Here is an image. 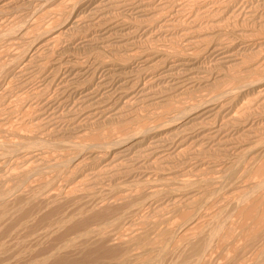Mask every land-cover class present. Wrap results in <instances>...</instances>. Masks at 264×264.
I'll use <instances>...</instances> for the list:
<instances>
[{"label": "bare ground", "instance_id": "6f19581e", "mask_svg": "<svg viewBox=\"0 0 264 264\" xmlns=\"http://www.w3.org/2000/svg\"><path fill=\"white\" fill-rule=\"evenodd\" d=\"M18 1L0 0V16H3L2 18H4V14L10 16L12 13H14V11L20 8L22 6L20 3L21 1ZM33 1H37L42 3V5L46 4L48 6V3H50L51 0H29L28 2L33 4ZM56 1L59 2L57 3L60 5H58L59 8H61V6L63 5L67 6V3H70L71 5V2H69L70 0ZM73 1L74 0H72V2ZM251 1H254L255 4L256 0H228L227 2L224 1L225 3H223V1L220 2V0H193L192 4L190 3V0H82V2L80 1L81 3H78L76 1L79 5V8L75 7L72 9H80L82 11L80 13L84 15L83 17L80 16L78 12L76 13L75 10L73 11L70 7L73 13L70 14L71 16L69 17V20L67 22L65 21L66 23L64 22L65 24L63 23V26L60 29V24H58V29H56L57 27L53 25V29L56 27L54 30L49 29V27L46 26L47 29L45 28L46 31L43 33V35H40L41 37L38 36L39 38L36 37L37 39L33 41V43L30 45V48H26H29L28 53H24L25 55L23 56L16 54L15 56L18 55L15 58L17 59V62L12 58L16 62L17 68L12 69L9 72L7 70L9 75L8 73L6 75L11 79L14 75L15 78L16 75H22V78H26L24 79V83L22 85H19L20 93L21 90L23 91V89L27 90V87L25 88V86H27V83L29 82H32L33 85L36 86L33 90L34 96L31 97H35L37 103L35 100L25 101V97L23 100L25 102H22V104H24L23 106H21L23 108L17 111L13 109L15 112L23 110L22 116L26 113H30L31 115L29 116L30 118L28 120H25L26 117L23 116V118L21 116L25 121L20 123L19 127L17 128H21L27 125H29V127L32 126V129L30 130L33 131L34 129V133L38 136L40 135V137L34 138L35 135L33 137H30L27 134V136L29 137L27 138L26 134L24 135L25 132L22 134L18 133L20 134L18 135L15 134V131L14 133H12V129H10L11 131L7 133L8 135L6 134L7 136H9V138L5 136L7 138H5L4 140V131H7L8 129L6 130L5 127L7 124V119L3 118L5 116V109L3 108V117L1 115L0 118V171L5 169L3 167L8 164V162H5V164L4 160L7 159L9 155L11 156V158H16L17 161L18 159L22 158L25 164H27L24 165V169L21 168V170L23 169V172L20 171V176L21 172L25 174L27 170H30L28 168L26 169V166H28V164L29 166L31 164H37V166L45 165V167L54 168L55 166H57V164L59 165L58 160L61 157L59 159L57 158L58 160H55V158L52 157L54 159V161H52L53 159H51V157H48V154L51 153H46L49 150L46 152H40L41 149L39 150L38 148L37 150V148L35 147L36 151L39 152H33L35 154H32L33 157H30L27 154L28 152L26 149L27 153L25 151L24 152L29 156V158L27 159L24 158L25 155L22 156L19 151L24 148H30L28 149V151L30 152L32 148L31 146L35 144H38L39 146H37L40 147V145L44 141V138H47V141H50L51 143H54L56 141L58 144H61L60 142H62V140L60 139L63 138L64 134L71 133L72 136H75L76 139L75 145L73 142L75 148L81 149L84 147V149L87 150L95 149V152L90 150V155H88L84 159H80L76 162L70 161L69 166H71V164H87V166H83L84 169L81 172L78 171L79 173H75L76 175L73 176L71 182L67 183V185H69L70 187L64 184L63 185L66 186V188L69 187L73 190H77V194L78 191H80L82 193V195L80 196L81 199H83L82 196L84 197V201L85 199H88V202H85L86 204L91 201V203L94 204V208L104 206L108 203L106 202L107 200L110 202L109 205H107L108 207L104 206V208L107 207V209H105L103 213L101 211V214L99 213V211L102 210L101 208L99 210L98 208H93L94 211L98 210L99 213V215L97 213L96 215L98 216L95 217L97 224L94 228L84 233V235L82 234L83 236L81 235L82 237H80L79 241L77 240L82 247H85L87 250L95 246H102L101 249L107 247L111 253L109 254V256L115 254L112 261H108L105 258L107 260L105 262H109V264H221V257L223 255H230L228 254V252L230 251L231 247H228L229 251L227 249L222 250V252H220V254H222L220 255V243H224L226 241L228 242V237V240L226 239L227 234L238 236L240 232H243L242 230L239 232V223H241L242 221H238V218L237 222L236 216L240 213L242 215V211L246 208L244 206L247 204L248 200L250 202L251 199L256 198L255 196L259 191H261L262 189L264 190V181L261 180V177L260 181L253 179L254 177H257H253V174L254 172H256L255 169H257V165L259 164L258 167L260 166V162L264 157V141H260L264 140V138H260V140H258L259 136H257L255 128L256 124L252 122V119H250L252 118L251 116H253L251 115L252 112L254 115L257 112L256 114L258 115V111H260L261 109L260 107L264 106V13L259 12V5L256 8H254L256 5H254V7H251L252 4H249L251 3ZM240 2L244 3V10H246L245 5L247 6V13L245 12L244 14V11L240 9V12L238 11V9L235 11L232 10L233 7L238 8V4L239 6H243ZM27 5L28 4L25 3L24 6ZM37 5L41 6L39 3ZM45 6L44 9H46ZM55 6L58 7L57 5ZM240 8L242 9V7ZM54 9H52L53 11L51 10L50 12L51 18L52 15L56 14L55 11L57 12L58 10L56 8V10L54 11ZM52 12L53 14H51ZM38 13L39 12H35L33 14L34 18L39 17ZM47 13L49 15V11ZM47 13H45V15ZM242 13L244 14V17ZM43 15H41L40 17H42ZM56 17L58 16L56 15ZM56 17L53 19H56ZM240 18L242 19L241 24L240 21L237 20ZM35 20L33 19V22ZM59 20L56 21L58 22ZM246 20H248L250 23ZM51 21L52 19L50 20V22ZM257 21L259 23L258 26ZM246 22H248L249 25L246 24ZM2 23L4 24V22ZM54 23L55 22L53 21V24ZM80 23H82V25L83 23L85 24L81 26L82 28L87 27L88 32H93V29L99 30L97 38H85L84 36L86 34L84 35V33L81 32L82 29H79V32L83 33V38L77 37L78 35L74 37L75 39L72 38L71 36L74 34L73 30L76 26L80 25ZM90 27L94 28H91L92 30L89 31ZM23 29H25V27ZM4 31L6 30L4 29ZM26 33L25 30H21L20 35L25 37ZM24 37H21V39H25ZM62 39H65V41L68 40V42H70L71 44H78V46L80 48H84L83 50L85 51L92 50L93 52H90L92 54H95L94 52H97L96 54L98 55L91 58V56L93 55L90 54V59L88 58L86 59V61L79 58H72L70 52L71 49L69 48L68 44H66L67 42L65 43L67 47H65V44L64 46L61 45ZM138 39H144V42H141L140 40V43ZM143 44L146 46H142ZM177 44H183V50H181L182 45L178 46ZM175 47H180V51H178L179 49ZM79 50L82 51L81 49ZM72 54L74 55L75 53H73L72 51ZM80 54L81 53H79V55ZM119 55L121 56L119 57ZM77 57L79 56L77 55ZM12 59L11 62L13 63ZM5 60L0 58V76L3 77V81L1 82L0 86V108L5 104L4 91L6 90L4 88V85L5 81H7L8 78L7 76V78L5 77L6 79L4 78ZM204 64L208 66V68H204ZM234 65H249V68L247 70L249 73L246 72V75L248 73L250 74V76L249 78L247 77L248 80L246 81V83H244L243 85L239 84L241 85L240 87L237 86L239 88V92L237 91L235 92L236 94H234L231 92V90L229 91L223 89L224 91L220 94V96L212 95V98H210L209 95L208 101H201L199 99V101H193L192 99L191 101L195 103H191L188 97H191V95L199 90L201 92L206 88H213V86H215L217 82L221 80L219 79L220 77L218 74L216 76V74H212L211 72L210 74L209 72H207L208 69L216 70L220 68L221 70L222 68L225 70L231 68ZM5 69L8 68L5 67ZM239 75L241 76V73ZM242 76L241 79H244V76L243 78ZM13 81L14 80H12V82ZM222 82L224 84L225 81ZM9 86H7V89L11 88V86ZM52 89L55 90L53 94H51ZM249 89L254 93V97L251 96L252 98L248 97L250 95H245V93L250 92ZM246 90H248L249 92H245ZM12 91L13 90L11 89L10 92ZM30 93L26 94L31 95ZM17 94L19 93L17 92ZM204 94H206V91ZM21 96H23V94ZM197 101L198 103L196 104ZM149 103H154L155 106L158 105L159 107L161 104L163 105L161 106V108H165V110L167 108V110L157 112L154 109V114H151L148 120L150 122V127L148 126V129L140 131L139 135L133 140L131 138L128 139L129 137H132L133 134L129 137L127 136L128 138L126 140H130V142L128 141V143H126V141L122 140V138V142H119L118 139L117 141L119 142V144L118 142H116V144H123L119 147H116L118 150L117 152H115L116 148H112L113 150L111 149V151L108 150L107 153L98 152L96 148H98L99 146L95 144L87 145V142H84L83 138L86 137L83 133L84 128L82 129L81 125L83 122L86 123V120H88L89 122L90 120L98 117V119L100 120L104 119L102 121L105 123V121L107 120L106 117L110 113H114V111H117L116 113H114L117 115L119 114V111V116H121L122 110L127 109L128 106L132 107V105L134 106V104H147L148 106ZM250 105L252 106L250 107ZM256 109L258 110L255 111ZM10 113L12 112L10 111ZM8 115L10 114H7V116ZM19 115H21V113ZM110 117L108 118L110 119ZM92 122L95 123V121ZM88 124L86 123V125ZM21 131L22 130H20V132ZM137 133L138 132H136V135ZM84 149H82V151ZM256 149H259V154H255L257 152L255 151ZM98 150H100V147L98 148ZM103 150H105V147ZM211 153H216V155L218 153V158L222 156L223 158L228 159L227 161L225 160L226 163L224 162L226 165L220 166L221 164H217V162L215 161L216 159H214L216 157L212 158L210 156L211 159L207 163L206 161L204 162L202 160V155H211ZM53 155L54 154L52 152V156ZM54 157H56V155ZM248 157H250L249 159L252 161V164H247L249 168H247L246 166ZM218 158L217 160L219 162ZM177 163L181 165L177 167ZM186 163L191 164V166L194 165L195 170L193 169V175H190V173H188L190 175L189 176L185 172L184 168H186ZM188 164L187 166H189ZM98 165L101 166L99 170ZM32 168H34V166ZM28 173L29 171H27L26 174L29 175L30 173ZM12 174L13 171L7 176L8 179L4 176V179L6 178V182H8L7 180H10L9 176L10 178L13 177ZM24 174L23 176H25ZM46 174L48 175L49 173ZM25 177L24 179L26 180V178L28 179L29 176H27L26 178ZM53 178L48 181H52ZM57 179L58 177L56 178V180ZM83 181H86V184L83 185V183H81ZM97 181H102L104 187L101 186L102 188H94L96 184L95 182ZM138 182H141L142 185L146 184V186L148 187L147 188L144 186L145 189H147L145 190L143 188L145 190L144 193L141 191L138 192V190L135 191V189L137 188H135V184ZM3 183L5 184V187H9V185L6 186L5 181ZM79 183H81L80 187ZM47 184L46 185L48 187L49 183ZM51 184L52 182L50 183V185ZM102 184L100 183V185ZM34 188H37L36 190H39V192L36 194L38 196V194L40 195V190L42 191L46 187L44 185H40L35 186ZM93 188L95 191H93ZM20 189L21 186L19 187V190ZM51 189H53V187ZM51 189L49 188L50 191ZM63 189H65V187L61 190L63 191ZM138 189L140 190V188ZM143 189L141 190L143 191ZM73 190L72 193L74 192ZM43 191L44 193L50 192L46 191V189ZM4 192L2 193L0 191V193L4 195L6 194L7 196V192ZM34 192L36 191L34 190L32 194H34ZM68 192H65L66 195H69ZM140 192L143 193L142 197H138L139 194L137 193ZM13 193L15 194L14 191ZM23 193L22 195H20V197L23 196ZM72 193L70 195L71 198L73 196L74 199L73 194H75L76 192L73 194ZM122 193H124V197L120 195ZM32 194L30 195L32 196ZM42 195L43 196H39L40 199L38 197L37 198L40 201H44V203L46 201V203L50 205V203H48L47 201L49 196L46 197V194ZM62 195H60L59 193L60 198ZM117 195H119L118 197L122 196L124 200L128 199V201H125L130 204L126 207H124V205L123 207H110L113 205L114 199L117 200ZM44 196L45 198H47V200H45V198L44 200H41V198ZM56 196L58 198V194ZM261 196L259 198L260 201L263 199ZM33 198H36V196L33 195L32 197V200L34 201ZM81 199H79L80 203L83 202L81 201ZM139 199H143L142 202L139 201L141 205L137 201ZM24 200H21L20 202L23 201V204H25L26 202ZM32 200L27 198V201L31 202ZM37 200L35 199L36 204ZM50 200L52 202L55 201V204L57 202V199H55L54 197H51ZM75 202L76 201H73V203ZM40 203L42 205V202ZM40 203L38 202L37 205H39ZM54 203H52V205ZM91 203H89V207H91ZM116 203H118V201ZM171 203H173L174 207H176L174 215L179 216V214H176V211H178V213L182 211L181 213L185 215L192 213V216L190 217V219H187L188 221L185 222L178 221V218L175 219L177 221H172L174 219L171 218V220V216L168 218L166 217L167 219H165L163 216L162 222H167V224L169 222V224L167 226L163 224L165 225L164 228H167L164 229L163 232H161L160 229V234L159 232H157L159 227H161L158 224V221L156 220V222L154 220L153 222H148L151 217L149 219H146L144 218L142 213L144 211H146L147 213H151L152 210L154 211L156 209H162L163 212L164 207H167L168 205L170 206ZM23 204H20L21 207L23 206ZM70 204H72V200ZM76 204H78V202ZM86 204L83 203L84 207ZM253 204L255 205L248 203V207H256L258 204V200ZM9 205L6 207H10ZM26 205L27 204H25V206ZM46 205L45 207H48V205ZM77 207H79V205H77ZM84 207L83 209L87 210ZM42 208H44V206ZM249 208V211H247L248 214L250 212ZM81 212L83 213L84 210ZM90 213L91 211L89 212V214ZM92 213L94 214V212ZM12 215L14 216L15 214ZM245 216L244 219L247 218ZM4 217L5 216H3V218ZM152 217L154 216L152 215ZM68 221L70 220L68 219ZM0 224H2V222ZM92 224L94 223L92 222ZM250 226H252V224L246 227V229H249ZM248 229L246 231H248ZM81 232L79 234H81ZM48 233H50V231ZM51 233L53 235L52 231ZM242 235L243 234L239 235L240 238ZM44 237L46 238V236ZM257 238H259V235L256 236V239ZM262 239L264 240V234L262 236ZM162 240H165L164 244L162 243ZM255 241L253 242L255 243ZM258 241L256 242V244L259 243V245L261 246L258 247L259 249H261V247L264 246V242ZM227 242L225 244L230 245V242ZM175 243L178 244V247L172 250V246ZM21 245L23 246V244ZM65 245L67 244L65 243ZM24 246L26 247V244ZM19 247L20 249L23 248L21 246ZM237 247H235L236 250ZM252 247L254 248L255 246ZM258 247L256 246V248ZM102 251H104V249ZM216 253L219 254L218 257H215V255H217ZM19 254L21 255V253H18V255ZM261 255L262 258L260 259V262H255L256 264H264V253L261 252ZM4 256L5 255H3V257ZM106 256L107 255L104 254V257ZM225 256L223 257L226 258ZM241 257L244 261L245 259L243 258L242 254ZM228 258H230V256ZM236 260L232 259L230 261L231 263H228L238 264L239 262H237ZM224 261L222 264H224Z\"/></svg>", "mask_w": 264, "mask_h": 264}, {"label": "rangeland", "instance_id": "374dc122", "mask_svg": "<svg viewBox=\"0 0 264 264\" xmlns=\"http://www.w3.org/2000/svg\"><path fill=\"white\" fill-rule=\"evenodd\" d=\"M18 1V0H17ZM19 1H21L20 3H21V7L20 8H18L16 11H14V13H12L10 16L9 15H5L4 14V18H2L3 16H0V54H1V56H0V58H2L3 60H5L4 61V78L7 76L6 74L10 71V70H12V69H16L17 68V64H16V62H17V59H15L18 55H20V56H23V55H25L24 53H28L29 52V48H30V45L33 43V41L35 40V39H37V38H39V37H41L42 35H43V33L46 31V29H47V27L46 26H48L49 27V29H53V27L54 26H56L55 28L56 29H58V24H60V26H59V29L63 26V23L66 21H68L69 20V17L71 16L70 14H72L73 13V11L75 10H73L72 8H75V7H78L79 8V5H78V3H81L82 2V0H74L73 2H72V0H70L69 2H71V5H70V3L68 4L67 3V6H65V5H63V6H61V8H59V4H57V3H59V2H57L56 0H51L50 1V3H48V6L46 5H42V3H40V2H37V1H33V4L32 3H29L27 0H19ZM18 1V2H19ZM24 1V2H23ZM78 3H77V2ZM81 1V2H80ZM223 1V3H225L224 1H228V0H220V2H222ZM260 1V2H259ZM23 2V3H22ZM37 2V3H36ZM74 2H76V3H74ZM230 2V1H229ZM25 3L26 4H28L27 6H24L25 5ZM40 4L41 6H39V5H37V4ZM190 3L192 4L193 3V0L191 1L190 0ZM243 6H239V4L237 5V7L238 8H236V7H233L232 8V10L233 11H235V10H237L238 9V11L240 12V10H243L244 12V14H245V12L247 13V6L245 5V9L246 10H244L243 9V7H244V3H242V2H240ZM77 4V5H76ZM249 4H252L251 5V7L253 6L254 7V5H256L254 8H256L258 5H259V7L258 8H260V13H264V6H263V4H264V0H256L255 1V4H254V1H251V3H249ZM55 5H59L58 7H56ZM76 5V6H75ZM42 6H43V9H42ZM44 6H45V8L46 9H44ZM55 6V7H54ZM261 6V7H260ZM49 9H48V8ZM55 9H54V8ZM65 7V8H64ZM70 7H71V9L73 10H71L70 9ZM240 7H242V9L240 8ZM38 8V9H37ZM56 8L58 9L57 10V12L55 11L56 10ZM69 8V9H68ZM78 8H76V13L78 12V14H80V16H84L83 14H81L80 12H82L80 9H78ZM48 9V10H47ZM52 9H54V11H55V13L56 14H54V15H52V18H51V15H50V12H51V10ZM68 9V10H67ZM78 9V10H77ZM240 9V10H239ZM263 9V10H262ZM38 10H40V11H38ZM43 11V12H42ZM49 11V15H48V13L47 12ZM53 11V10H52ZM72 11V12H71ZM35 12H39L38 14H39V17H37V18H34V16H33V14L35 13ZM47 13L46 15H48V16H46L45 15V13ZM44 15H43V14ZM60 13V14H59ZM242 13V14H243ZM15 14V15H14ZM43 15L42 17H40L41 15ZM51 14H53V12L51 13ZM59 14V15H58ZM65 14V15H64ZM244 14H243V17H244ZM31 15V16H30ZM56 15L58 16V17H56ZM22 16V17H21ZM33 16V17H32ZM44 16H46V17H44ZM18 17V18H17ZM25 17V18H24ZM49 17V18H48ZM56 17V19H53V18H55ZM60 17V18H59ZM40 18V19H39ZM52 19V21L50 22V20ZM242 18V17H241ZM237 19L238 21H240V24L242 23V19ZM33 19L36 21V23H35V21L33 22ZM38 19V20H37ZM60 19V20H59ZM63 19V20H62ZM67 19V20H66ZM8 20H10V21H8ZM12 20V21H11ZM56 20H59L58 22L56 21ZM244 20V19H243ZM14 21V22H13ZM53 21L55 22L54 24H53ZM246 21H248V20H246ZM2 22H4V24L2 23ZM9 22H10V24H9ZM22 22V23H21ZM33 22V23H32ZM56 22H57V24H56ZM62 22V23H61ZM65 22V23H66ZM249 22V21H248ZM248 22H246V24H248L249 25V23ZM32 23V24H31ZM35 23V24H34ZM52 23V24H51ZM64 23V24H65ZM11 24H13V25H11ZM17 26H15V25ZM34 24V25H33ZM37 24V25H36ZM49 24H50V26H51V28H50V26H49ZM258 21H257V26H258ZM54 25V26H53ZM82 25V23H80V25H78V26H80V27H78V26H76L75 27V29L73 30L74 31V34H73V32H72V38H74L75 36H77V37H81V38H83V33H84V37L86 38H91V39H95V38H97V35L99 34V30H96V29H93L94 27H90L89 28V31L90 30H92L93 29V32L92 31H90V32H88V28L87 27H84V28H82V26L83 25H85L84 23H83V25ZM12 26V27H11ZM14 26V27H13ZM41 26V27H40ZM255 26V25H254ZM263 26V25H262ZM6 27V28H5ZM10 27V28H9ZM25 27V29H23ZM264 27V26H263ZM28 28H30V29H28ZM46 28V29H45ZM54 28V29H55ZM86 28V29H85ZM92 28V29H91ZM4 29L6 30V31H4ZM40 29V30H39ZM53 29V30H54ZM78 29V30H77ZM79 29L81 30V32H83V33H80L79 32ZM85 29V30H84ZM10 30V31H9ZM21 30L23 31V30H25V33H26V35H25V37L24 36H21L20 34H21ZM27 30V31H26ZM78 31V33L80 34H78L77 33V31ZM97 32H95V31ZM36 31V32H35ZM43 31V32H42ZM75 31H76V34H75ZM85 31H86V33H85ZM7 32V33H6ZM41 32H42V34H41ZM88 32V33H87ZM93 34H92V33ZM32 33V34H31ZM14 34V35H13ZM93 35V36H91V35ZM12 35V36H11ZM18 35H20V36H18ZM41 35V36H40ZM39 36V37H38ZM21 37H24L25 39H21ZM28 37V38H27ZM37 37V38H36ZM70 37V36H69ZM70 37V38H71ZM76 37V38H77ZM93 37H95V38H93ZM89 38V39H90ZM143 38V37H142ZM2 39V40H1ZM18 39H20V40H18ZM30 39V40H29ZM75 39V38H74ZM140 40H141V42H144V39H138V41L140 42ZM64 42V43H63ZM67 42V43H66ZM140 42V43H141ZM4 43V44H3ZM63 43V44H62ZM68 44V46H69V48L71 49H69L70 50V52H71V57L72 58H79V59H81V60H84V61H86V59H90V54L91 55H93V56H91V58L92 57H94V56H96V55H98V54H96L97 52H94L95 54H92V53H90V52H93L92 50L91 51H89V50H87V51H85V50H83L84 48H80L79 46H78V44H71L70 42H68V40H66L65 41V39H62L61 40V45L62 46H64V44ZM70 43V44H69ZM180 43V42H179ZM65 44V47H67V45ZM145 44V43H144ZM142 45V46H146V45ZM10 45V46H9ZM76 47H75V46ZM148 45V44H147ZM178 46L179 45H182L181 47H182V49L180 48V47H175V48H178L179 50L178 51H180V49L181 50H183V44H177ZM13 46V47H12ZM61 46V47H62ZM27 47H29L28 49H26ZM81 49L82 51H80L79 49ZM13 49V50H12ZM75 49V50H74ZM15 50V51H14ZM72 51H73V53H75L74 55H76V53H77V55L79 56V57H77V55L76 56H74L73 54H72ZM81 53L80 55H79V53ZM89 51V52H88ZM84 52H85V56H84ZM3 53V54H2ZM89 53V54H88ZM12 54V55H11ZM16 54H18L17 56H15ZM83 54V55H82ZM87 54V55H86ZM73 55V56H72ZM89 55V56H88ZM13 56V57H12ZM81 56V57H80ZM82 56H84V57H82ZM86 56H88V57H86ZM121 55H119V57H120ZM11 57V58H10ZM16 60V62L13 60ZM11 59H12V61H13V63L11 62ZM10 60V61H9ZM11 62V63H10ZM7 64V65H6ZM12 65V66H11ZM10 66V67H9ZM14 66V67H13ZM235 66V67H234ZM234 66H232L231 68H229V69H222L221 68V70H220V68H218V69H216V70H214V69H208V71L207 72H211L212 74H216V76H217V74L219 75V79H221L219 82H217V84L215 85V86H213V88L211 87H209V89L208 88H206L205 90H203V91H201L200 92V90L199 91H197V92H195L193 95H191V97H188L189 98V100L191 101L192 99H193V101H195V100H203V101H208V97H209V95H210V98H212V95L213 96H215V95H218V96H220V94L224 91L223 89H226V90H231V92L232 93H234V94H236L235 92H239V88L237 87V86H241V85H239V84H244V83H246V81L248 80V78H249V76H250V74H248L249 72L247 71L248 70V68H249V65H234ZM5 67L6 68H8V69H5ZM238 67V68H237ZM247 67V68H246ZM204 68H208V66H206L205 64H204ZM237 70H236V69ZM7 70H8V72H7ZM224 70V71H223ZM229 70V71H228ZM234 70V71H233ZM235 70H236V72H235ZM246 70V71H245ZM241 71V72H240ZM215 72V73H214ZM219 72V73H218ZM228 72V73H227ZM233 72H234V75H233ZM242 72H244V73H242ZM246 72H248L247 73V75H246ZM210 73V74H211ZM241 73V76L243 75L244 76V79H241V76L239 75ZM230 74V75H229ZM8 75H9V73H8ZM227 75V76H226ZM232 75V76H231ZM225 76V77H224ZM229 76V77H228ZM235 76H237V77H235ZM239 76H240V78H239ZM243 76H242V78H243ZM246 76V77H245ZM8 77V76H7ZM6 77V78H7ZM14 77V78H13ZM12 77V79L11 78H7V81H5V85H4V88H5V90L6 91H4V106L3 107H1L0 108V118H1V115H2V117H3V108L6 110V113L7 114H10V115H8L7 116V114L5 113V110H4V119H7L6 120V130L8 131H4V140H5V138H9V136H7L8 134L7 133H9L11 130L10 129H12V133H14V131H15V134H18V133H20V134H22V133H24V135L26 134V136H27V134H28V136H30V137H33L34 135V138L36 137H40V135L38 136L37 134H35L34 133V129H33V131L32 130H30V129H32V126H30L29 127V125H27V126H23V127H21V128H17V127H19V125H20V123H22L23 121H25V120H28L30 117L29 116H31L30 115V113L28 114V113H26V114H24L23 116L24 117H26L25 118V120L23 119L24 117L22 116V111H19V112H15L14 110H21V108H23V107H21V106H23V104H22V102H25V101H31V100H35L36 101V99H35V97L33 98V97H31V96H34L33 94H34V92H33V90H34V88L36 87L35 85H33V83L32 82H29V83H27L28 85L27 86H25V88L27 89V90H25V89H23V91L21 90V93H20V90H19V85H22L23 83H24V79H26V78H22V75H16V78H15V75ZM18 77H20V78H18ZM233 77V78H232ZM248 77V78H247ZM3 77H1L0 76V86H1V82L3 81V79H2ZM5 78V79H6ZM227 78V79H226ZM232 78V79H231ZM236 78V79H235ZM246 78V79H245ZM4 79V80H5ZM21 79V80H20ZM223 79V80H222ZM226 79V80H225ZM235 81H234V80ZM12 80H14L13 82H12ZM222 81H225L224 82V84H223V82ZM229 81V82H228ZM242 82V83H241ZM9 83V84H8ZM20 83V84H19ZM219 83H221V84H219ZM228 83H231V84H228ZM238 83V84H237ZM226 84V85H225ZM11 86V88H8L7 89V86ZM14 85V86H13ZM30 85V86H29ZM232 85V86H231ZM9 86V87H10ZM29 86V87H28ZM225 86V87H224ZM235 87V88H234ZM18 88V89H17ZM233 88V89H232ZM13 90L12 92H10V90ZM214 89V90H213ZM7 90H9V91H7ZM31 90H32V92H31ZM209 90V91H208ZM212 90V91H211ZM16 91V92H15ZM26 91V92H25ZM28 91V92H27ZM31 93H30V92ZM54 89H52L51 90V94H53L54 93ZM205 91H206V94H204L205 93ZM234 91V92H233ZM250 91V92H249ZM249 91L248 90H246L245 92H249V93H245V95L246 96H248V95H250V96H248L249 98H252V97H254V93L252 92V90H250L249 89ZM9 92V93H8ZM17 92L20 94V96L23 94V96H19V94H17ZM210 92V93H209ZM214 92V93H213ZM219 92V93H218ZM6 93V94H5ZM13 94V95H11V94ZM26 93H30L31 95H28V94H26ZM15 94H16V96H15ZM25 94V95H24ZM253 94V95H252ZM208 95V96H207ZM9 96V97H8ZM11 96V97H10ZM15 96V97H14ZM19 96V97H18ZM204 96V97H203ZM252 96V97H251ZM26 97V99H25V101H23L24 100V98ZM206 97V98H205ZM7 98H9V99H7ZM13 98V99H12ZM201 98V99H200ZM205 98V99H204ZM209 98V99H210ZM13 100H16V101H13ZM173 100V99H172ZM198 100V101H199ZM250 100H252V99H250ZM193 101H191V103L193 102ZM198 101L196 102V104L198 103ZM18 104H17V103ZM36 103H37V101H36ZM193 103H195V102H193ZM14 104V105H13ZM13 105V106H12ZM137 104H134V106L132 105V107L131 106H128L127 107V109H123L122 110V112H121V116H119L120 115V112L118 111V115L117 114H114V113H116L117 111H114V113H110L106 118H107V120H106V118H105V123L102 121V120H104V119H98V117L97 118H94V119H92V120H90L89 122H88V120H86L85 122L88 124V125H86V123H84V126H83V123H82V125H81V128L85 131H83V133H84V136L86 137V138H83L84 139V142L86 143L87 142V145H93V144H95V145H97V146H99L100 147V150H98V148H96V150L98 151V152H102V153H107L108 152V150H110L111 151V149L113 148V149H115L116 147H119L120 145H122L121 143H120V145H117L116 144V142H118L117 140L119 139V142L121 141V138H122V140H124V141H126V143H128V141L130 142V140H126L129 136H131L132 134V137H129L128 139H134L135 137H137L138 135H139V132L140 131H142V130H146V129H148L149 127H150V122L148 121L149 120V116L151 115V114H154V109H155V111H166L167 110V108H166V110H165V108H161V106H163V105H161L160 104V107L158 106V105H154V103L153 104H151V103H149L148 104V106H147V104H139V105H137ZM142 105H143V107H142ZM150 105V106H149ZM153 105V106H152ZM145 106H147V107H145ZM252 105H250V107H251ZM135 107V108H134ZM145 107V108H144ZM157 107V108H156ZM159 107V108H158ZM7 108V109H6ZM132 108V109H131ZM255 108V107H254ZM261 108V109H260ZM260 108H258V109H260V111H258V115L255 113V111H257L258 109H256L255 111H254V113H255V115L253 114V112H252V114L251 115H253V116H251L252 118H250V119H252V122H254L255 124V128H256V132H257V136H259L258 137V140H260V138L261 139H263L264 138V113H262V112H264V106L263 107H260ZM9 109V110H8ZM14 109V110H13ZM151 109V110H150ZM157 109V110H156ZM253 109V108H252ZM254 110V109H253ZM10 111L12 112V113H10ZM121 111V110H120ZM137 111V112H136ZM21 113V115H19ZM25 113V112H24ZM16 114V115H15ZM119 116V117H117V116ZM23 118H22V117ZM111 116V117H110ZM114 116V117H113ZM145 116V117H144ZM147 116H148V118H147ZM255 116V117H254ZM17 117V118H16ZM22 119H21V118ZM108 117H110V119L108 118ZM113 117V118H112ZM117 117V118H116ZM172 117V116H171ZM19 118V119H18ZM254 118H256V119H254ZM13 119V120H12ZM98 119V120H97ZM108 119H109V121H108ZM112 119V120H111ZM21 120V121H20ZM134 120V121H133ZM140 120V121H139ZM16 121V122H15ZM92 121H95V123L94 122H92ZM131 121H133V122H131ZM143 121V122H142ZM102 122V123H101ZM149 122V123H148ZM19 123V124H18ZM134 123V124H133ZM262 123V124H261ZM16 124V125H15ZM105 124V125H104ZM15 125V126H14ZM9 128H8V127ZM94 126V127H93ZM141 126V127H140ZM149 126V127H148ZM257 126V127H256ZM261 126V127H260ZM5 127H4V130H5ZM87 127V128H86ZM86 128V129H85ZM108 128V129H107ZM258 128V129H257ZM17 129V130H16ZM25 129V130H24ZM92 129V130H91ZM20 130H22L21 132H20ZM30 130V131H29ZM28 131V132H27ZM135 131V132H134ZM6 132V133H5ZM17 132V133H16ZM88 132V133H87ZM90 132V133H89ZM136 132H138L137 133V135H136ZM260 132V133H259ZM34 133V134H33ZM82 133V134H83ZM114 133V134H113ZM7 134V135H6ZM20 134H18V135H20ZM33 134V135H32ZM71 133H68V134H64V136H63V138H61L60 140H62V142H60L61 144H58L56 141L54 142V143H51L50 141H47V138H44L43 140L45 141V139H46V143L43 141L42 142V144L40 145V147H38L39 145L38 144H35V145H32L31 147V150H30V152L28 151V149H30V148H24V149H21L19 152H20V154L22 155V156H24V158H29V156L30 157H33V155L37 152H39V151H36V149H35V147L37 148V150H38V148H39V150H40V152L42 151H44V152H46V151H48V152H46V153H51V154H48V157L50 158L51 157V159H53V158H55V160H58L60 157V159L58 160V163H59V165L57 164V166H55L54 168L52 167H49V168H51V169H49L48 167H45V165H39V166H37V164H34V165H30L29 166V164H28V166H26V169L28 168V169H30V170H27V171H29V175H27L26 173H27V171L25 172V174L24 173H22L23 172V169H24V165H27V164H25V162L23 161V159L21 158V159H18V161H17V159L16 158H11V156L9 155L8 156V158L7 157H5V158H7V159H5L4 160V163L5 162H8V164H3V165H5L4 167H3V165H2V167L3 168H5V169H3V170H1L0 171V191L3 193L4 192V190H5V192L4 193H6L7 192V196H6V194L4 195V194H2V193H0L1 195L0 196H2V197H0V223L2 222V224H0V255H2V253H3V255H5L4 257H3V255L2 256H0V264H109V262L107 263V262H105V261H112L113 260V256H115V254H112V255H110L109 256V254H111L110 253V250H108V248L107 247H104L103 249H104V251H102L103 249H101V247L99 246H95V247H91V249H86L85 247H82L80 244H79V239H80V237H82L83 235H84V233H86L88 230H90V229H92V228H94L95 226H96V216H98L99 215V213L101 214V211H102V213H103V211H105V209H107V205H109V201L107 200L106 202H108L107 204H105L104 206H107L106 208H104V206H102V207H97L98 208V210L101 208L102 210H100L99 211V213H98V210L96 211H94V209H97V208H94L93 207V203H91V201L89 202V203H91L90 204V206L92 207H89L88 205H89V203H85V202H88V199L86 200L85 199V201H84V197L82 196V198L83 199H81V195H82V193L80 192V191H78V194H77V190H73V189H71V188H69L70 186L69 185H67V183H69V182H71V180H72V178H73V176L74 175H76L75 173H77L78 171L79 172H81L83 169H84V167L83 166H87V164H83V165H81V164H75V165H72L71 164V166H69V163H70V161H74V162H76V161H78V160H80V159H84L85 157H87L88 155H90V150H92L93 152H95V149L93 150V149H89V150H87V149H84V147L83 148H79L81 151H82V149H84L82 152L78 149V148H75L74 147V145H75V142H76V139H75V136H72V134L70 135ZM130 134V135H129ZM262 134V135H261ZM37 135V136H36ZM101 135V136H100ZM120 135V136H119ZM5 136H7V137H5ZM27 136V138H29ZM88 136V137H87ZM119 136V137H118ZM128 136V137H127ZM72 137V138H71ZM106 137V138H105ZM71 138V139H70ZM75 140H74V139ZM102 138V139H101ZM113 138V139H112ZM124 138V139H123ZM64 139V140H63ZM110 139V140H109ZM71 140V141H70ZM131 140V141H132ZM8 141V140H7ZM34 141V140H33ZM68 141V142H67ZM83 141V140H82ZM107 141V142H106ZM260 141H264V140H260ZM9 142V141H8ZM51 144H50V143ZM73 142H74V145H73ZM93 142V143H92ZM119 142H118V144H119ZM122 142V141H121ZM37 143V142H36ZM49 143V144H48ZM89 143V144H88ZM125 143V142H124ZM53 144V145H52ZM109 144V145H108ZM38 145V146H37ZM45 145V146H44ZM50 145V146H49ZM57 145V146H56ZM72 147H71V146ZM34 146V147H33ZM44 146V147H43ZM71 147V148H69V147ZM102 146H103V148H102ZM43 147V148H42ZM53 147V148H52ZM63 147V148H62ZM74 147V148H73ZM104 147H105V150H103L104 149ZM108 147V148H107ZM67 148V149H66ZM107 148V149H106ZM110 148V149H109ZM26 149H27V152H26ZM43 149V150H42ZM52 149V150H51ZM68 149H69V151H68ZM71 149V150H70ZM76 149V150H75ZM102 149V150H101ZM112 149V150H113ZM33 150V151H32ZM116 151L115 152H117L118 150H117V148L115 149ZM261 150V149H260ZM29 155H27L25 152ZM36 151V152H35ZM55 151V152H54ZM68 151V152H67ZM104 151V152H103ZM255 151H257L255 154H259L260 153V151H259V149H256ZM23 152V153H22ZM33 152H35V153H33ZM52 152H53V156H52ZM64 154H63V153ZM93 152H91V153H93ZM25 153V154H24ZM69 153V154H68ZM74 153H76V154H74ZM33 154V155H32ZM81 154V155H80ZM85 154H86V156H85ZM212 154H215L216 155V153H211V155H202V160L205 162L206 161V163L211 159V157L213 158V157H216V158H214V159H216L215 161L217 162V164H221L220 166H222V165H226L225 163H226V161L228 160V159H226V158H223L222 156H220V158H218L219 157V155H218V153H217V155L215 156V155H212ZM56 155V157H54ZM62 155V156H61ZM66 155V156H65ZM208 158H207V157ZM211 156V157H210ZM53 157V158H52ZM205 157V158H204ZM11 158V159H10ZM19 158V157H18ZM58 158V159H57ZM217 158L219 159V162H218V160H217ZM250 157H248V161H246V166H247V164L248 165H250V164H252V161L249 159ZM50 159V160H51ZM64 159V160H63ZM69 159H71V160H69ZM205 159V160H204ZM224 159V160H223ZM264 157L262 158V160H261V162H260V166L258 167V165H257V169H255V171L256 172H254V174H253V177L254 176H257V177H254L253 179L254 180H259L260 181V177H261V180L262 181H264L263 180V178H264ZM10 160V161H9ZM22 160V161H21ZM226 160V161H225ZM250 160V161H249ZM13 161V162H12ZM52 161H54V159L52 160ZM60 161V162H59ZM12 162V163H11ZM16 162V163H15ZM22 162V163H21ZM24 162V163H23ZM62 162V163H61ZM223 164H222V163ZM225 162V163H224ZM251 162V163H250ZM263 162V163H262ZM17 163H19V164H17ZM61 163V164H60ZM22 164V165H21ZM187 164L188 163H186V168H184L185 169V172L188 174V173H190V175H193V169H194V165L193 166H191V164H188L189 166H187ZM262 164V165H261ZM17 165V166H16ZM60 165H61V168H60ZM67 165V166H66ZM181 164H179V163H177V167H179ZM14 166V167H13ZM18 166H19V168H18ZM23 166V167H22ZM34 166V168H32ZM75 166H78V167H75ZM81 166H82V168H81ZM38 167V168H37ZM64 167V168H63ZM193 167V168H192ZM261 167V168H260ZM21 168H23L22 170H21ZM44 168V169H43ZM46 168V169H45ZM59 168V169H58ZM81 168V169H80ZM101 168V166H99L98 165V170ZM247 168H249V166H247ZM11 169V170H10ZM32 169V170H31ZM54 169V170H53ZM74 169V170H73ZM191 169V170H190ZM15 170V171H14ZM35 170H37V171H35ZM42 170V171H41ZM57 170V171H56ZM65 170V171H64ZM195 170V169H194ZM3 171V172H2ZM12 171H13V177H11L10 178V176H9V179L10 180H7L8 182H6V178H7V176L9 175V173H12ZM18 171V172H17ZM20 171H22L21 172V176H20ZM51 171H53V172H51ZM258 171V172H257ZM14 172H16V173H14ZM40 172V173H39ZM49 173L48 175L45 173ZM78 172V173H79ZM38 173V174H37ZM202 173H203V171H202ZM259 173V174H258ZM23 174L27 177V176H29L28 177V179L25 177V176H23ZM32 174V175H31ZM40 174V175H39ZM71 174V175H70ZM11 175V176H12ZM15 175H16V177H15ZM189 175V174H188ZM189 175V176H190ZM4 176L6 177L5 179H4ZM23 176V177H22ZM33 176V177H32ZM51 176H52V178H53V180L52 181H48V180H51L52 178H51ZM15 177V178H14ZM24 177L26 178V180L24 179ZM39 177V178H38ZM58 177V179L56 180V178ZM69 177V178H68ZM34 178V179H33ZM71 178V179H70ZM8 179V178H7ZM47 179V180H46ZM36 180V181H35ZM41 180V181H40ZM55 180H56V183H55ZM69 180V181H68ZM5 181V183H6V186L7 185H9V187L7 186V187H5V184L3 183ZM23 181V182H22ZM27 181V182H26ZM33 181V182H32ZM47 181V182H46ZM31 182V183H30ZM52 182V184L53 183H55V184H51L50 185V183ZM85 182V183H84ZM98 182V181H97ZM97 182H95L96 184H97V187H96V184H95V186H94V188H102V187H104L103 185L104 184H102V181H99L98 183ZM8 183V184H7ZM20 183V184H19ZM37 183V184H36ZM44 183V184H43ZM47 183H49V188L51 189L52 187H53V189H51V191L49 190V188L47 187ZM81 183H83V185L84 184H86V181H83V182H81ZM81 183H79V187L81 186ZM100 183L102 184V185H100ZM1 184H2V186H1ZM4 184V185H3ZM47 184V185H46ZM57 184V185H56ZM66 185V186H69V187H67L66 188V186H64V185ZM75 184V183H74ZM98 184H99V186H98ZM40 185H44L46 188V191H50V192H46V193H44V191L43 190H45V189H43L42 191L40 190V195L41 196H43L42 194H46L45 196L46 197H54L55 199H57V202H56V204L54 203V202H52L51 200H50V198L48 197V200H47V198H45V196L44 197H42L41 198V200L43 199L44 200V198H45V200H47L48 201V203H50V205L49 204H47L46 203V201H45V203H44V201H40L39 199H40V195L38 194V196L36 195L38 192H39V190H36L34 187L35 186H40ZM55 185H56V187H55ZM62 187V188H64L65 187V189H63V191L61 190L62 188L60 187V186ZM63 185V186H62ZM137 185V186H136ZM141 185V186H140ZM21 186V189L19 190V187ZM60 187V190H59V187ZM102 186V187H101ZM143 186V187H142ZM147 187L146 186V184H141V182H138V183H136L135 184V191H137L138 190V192L139 191H141V192H143L144 193V191L145 190H147V189H145V187ZM2 187V188H1ZM5 187V188H4ZM27 187V188H26ZM7 188H9V189H7ZM69 188V189H68ZM94 188H93V191H95L94 190ZM134 188V187H133ZM138 188H140V190L138 189ZM145 190H144V189ZM148 188V187H147ZM2 189H4V190H2ZM7 189V190H6ZM48 189V190H47ZM141 189H143V191L141 190ZM21 190H23V191H21ZM30 190V191H29ZM36 191V192H34V194H32V192L33 191ZM71 192H70V191ZM72 190L74 191L73 193H75V194H73L72 193ZM13 191L15 192V194L13 193ZM60 191V192H59ZM69 191V192H68ZM263 193H262V192ZM261 191H259L257 194H256V198H253V199H251V201L249 202V200H248V202H247V204L244 206V207H246L243 211H242V215H241V213L239 214V215H237L236 216V221H237V219H238V221H240L241 223H239V232L242 230L243 232H240L239 234H238V236L237 235H232V234H227L226 235V239H227V237H228V242L227 243H229L230 242V245H228V244H225L226 242H221L220 244V249H219V254H220V252H222V250H224V249H227L228 251H229V248L228 247H231L230 248V253L228 252V254H230V255H228V256H225V255H223V256H225L226 258H224L223 256L221 257V261L220 262H222L223 263V261H224V264H225V262H226V264H229L228 262H230L232 259L234 260H236L237 262H239L238 264H247V262H248V264H256L255 262H260V259L262 258L261 256L263 255H261V252H263L264 253V246L263 247H261V249H259V247L261 246V245H259V243H257L256 244V242L259 240V238H260V240L258 241V242H261V241H263L264 242V240L262 239V236H263V234H264V229H262V228H264V197H263V195H264V190L262 189ZM8 192H9V194H8ZM12 192V193H11ZM24 192V193H23ZM25 192H28V193H25ZM41 192H43V193H41ZM54 192H55V194L57 195L58 194V198H57V196L54 194ZM65 192H68L69 193V195H66V193ZM81 194H80V193ZM137 193V194H139L138 195V197H142L143 196V193ZM22 193H23V196L22 197H20V195H22ZM59 193H60V195H62L61 196V198H60V196H59ZM67 193V194H68ZM73 194L74 195V199H73V196H72V198H71V195L70 194ZM136 193V192H135ZM14 194V195H13ZM25 194V195H24ZM28 194V195H27ZM30 194H32V196L30 195ZM52 194V195H51ZM80 194V195H79ZM108 194V193H107ZM124 193H122V194H120V195H122L123 197H124V195H123ZM261 194H262V196H261ZM11 195V196H10ZM16 195V196H15ZM33 195H35L36 196V198H33L34 199V201L32 200V197H33ZM51 195V196H50ZM66 195V196H65ZM27 196H29V197H27ZM30 196H31V198H30ZM56 196V197H55ZM119 195H117V200L116 199H114V203H113V205L112 206H110V207H123V205H124V207H126L127 205H129L130 203H128L127 201H128V199H125V200H127V201H125L124 200V198L122 197V196H120V197H118ZM260 196L263 198H261L262 200L260 201L259 200V198H260ZM5 197V198H4ZM8 197H9V199H8ZM26 197V198H25ZM39 199H38V198ZM18 198H20V199H18ZM27 198L28 199H30V200H32L31 202L30 201H27ZM121 198V199H120ZM126 198V197H125ZM5 199H6V201H5ZM16 199V200H15ZM25 199V200H24ZM35 199L37 200V204H38V202L40 203V202H42V205H41V203L39 204V205H37L36 204V201H35ZM64 200V201H59V200ZM69 199H71L72 200V204H70V202H71V200H69ZM79 199H81V201H83L82 203H80V201H79ZM123 199V200H122ZM21 200H24L26 203L25 204H27L26 206H25V204H23V201L22 202H20ZM69 202V204H68V202ZM121 200V201H120ZM142 200L143 199H139V200H137L138 202L140 201V202H142ZM258 200V204H257V206L256 207H248V203L249 204H252V205H255V204H253L255 201H257ZM5 201V202H4ZM8 201H9V203H8ZM11 201V202H10ZM17 201V202H16ZM73 201H76L75 203H73ZM118 201V203H116ZM120 201V202H119ZM125 201V202H124ZM260 201V202H259ZM27 202H29V203H27ZM65 202V203H64ZM78 202V204H76ZM105 202V203H106ZM127 202V203H126ZM138 202H137V204H138ZM139 202V203H140ZM8 203V204H7ZM10 203H13V204H10ZM32 203V204H31ZM52 203H54L53 205H52ZM83 203L84 204H86L85 205V207H84V205H83ZM123 203V204H122ZM125 203V204H124ZM261 203H262V205H261ZM10 204V205H9ZM20 204H23V206L21 207V205ZM31 204V205H30ZM36 204V205H35ZM48 205V207H45V205ZM64 204V205H63ZM73 204H74V206H73ZM112 204V203H111ZM110 204V205H111ZM116 204H118V205H116ZM2 205V206H1ZM10 206V207H6V206ZM30 205V206H29ZM46 205V206H47ZM77 205H79V207H77ZM115 205V206H114ZM121 205V206H120ZM140 205H141V203H140ZM139 205V206H140ZM261 205V206H260ZM16 206H17V208H16ZM20 206V207H19ZM25 206V207H24ZM38 206H40V207H38ZM44 206V208H42ZM50 206V207H49ZM81 206V207H80ZM86 206H88V207H86ZM138 206V205H137ZM173 206V207H172ZM5 207V208H4ZM13 207V208H12ZM36 207V208H35ZM83 207L84 208H86L87 210H85V209H83ZM136 207V206H135ZM169 207H170V209H169ZM4 208V209H3ZM7 208V209H6ZM20 208V209H19ZM75 208V209H74ZM91 208V209H90ZM94 208V209H93ZM248 208L250 209V212H249V214H248V212L247 211H249L248 210ZM2 209V210H1ZM6 209V210H5ZM17 209H19V210H17ZM40 209H42V210H40ZM45 209V210H44ZM72 209V210H71ZM84 210V212L82 213L81 211H83ZM90 209V210H89ZM93 209V210H92ZM168 209V210H167ZM175 209H176V207H174V205H173V203H171V205L169 206H167V207H164V209H163V212H162V209H156V210H152L151 211V213H147L146 211H144L143 213H145V214H143L142 213V215L144 216V218H150L149 220H148V222H150V221H158V224L161 226V227H163V228H161V227H159V229L157 230V232H159L160 231V229H161V232H163V230L164 229H166V228H164L165 227V225L167 226L168 224H169V222H168V224H167V222H162V220H163V216H164V218L165 219H167L168 217H170V219L172 218V219H174V220H172V221H180V222H185V221H188L187 219H190V217L192 216V213H190V214H187V215H185V214H183V213H181V212H179L178 213V211H176V214H179V216L178 215H174L175 214ZM24 210V211H23ZM79 210H81V211H79ZM88 210H89V212L91 211V213L89 214V212H88ZM170 210V211H169ZM259 210V211H258ZM261 210V211H260ZM11 211H12V214H15L14 216L11 214ZM14 211V212H13ZM19 211H20V213H19ZM46 211V212H45ZM162 212V213H160V212ZM173 211V212H172ZM6 212V213H5ZM40 212V213H39ZM54 212V213H53ZM92 212H94V214H95V216H94V214L92 213ZM159 212V213H158ZM170 212V213H169ZM245 212V213H244ZM4 213V214H3ZM36 213H37V215H36ZM78 213V214H77ZM85 213V214H84ZM88 213V214H87ZM98 213V215H96ZM247 213V214H246ZM7 214V215H6ZM17 214H19V215H17ZM29 214V215H28ZM39 214V215H38ZM48 214V215H47ZM81 214V215H80ZM84 214V215H83ZM149 214V215H148ZM155 214V215H154ZM7 216L6 218L4 217L3 218V216ZM9 215V216H8ZM17 215V216H16ZM32 215V216H31ZM65 215V216H64ZM76 215V216H75ZM80 215V216H79ZM92 215V216H91ZM152 215L154 216V217H152ZM241 215V216H240ZM246 215V216H245ZM1 216H2V218H1ZM13 216V217H12ZM77 217V218H75V217ZM79 216V217H78ZM148 216V217H147ZM176 218H175V217ZM244 216L245 217H247V218H245L244 219ZM29 217V218H28ZM69 217V218H68ZM81 217V218H80ZM167 217V218H166ZM242 217V218H241ZM258 217V218H257ZM260 217V218H259ZM25 218V219H24ZM35 218V219H34ZM84 220H83V219ZM87 218H89V219H87ZM155 218V219H154ZM162 218V219H161ZM178 218V219H177ZM254 218H256V219H254ZM4 219H5V221H4ZM7 219V220H6ZM12 219V220H11ZM61 219V220H60ZM68 219L70 220V221H68ZM77 219V220H76ZM87 219V220H86ZM164 219V220H165ZM175 219H177V220H175ZM61 222H59V221ZM76 220V221H75ZM28 221V222H27ZM85 221V222H84ZM156 221V222H157ZM237 221V222H238ZM244 221V222H243ZM252 221V222H251ZM4 222V223H3ZM6 222V223H5ZM9 222H10V224H9ZM63 222V223H62ZM92 222L94 223V224H92ZM251 222V223H250ZM8 223V224H7ZM24 223V224H23ZM34 223V224H33ZM51 223V224H50ZM58 223H59V225H58ZM66 223V224H65ZM71 223V224H70ZM82 225H81V224ZM252 224V226H250V228L248 229V231H246L247 229H246V227H248L250 224ZM259 223V224H258ZM263 223V224H262ZM62 224V225H61ZM70 224V225H69ZM79 224V225H78ZM86 224V225H85ZM162 224V225H161ZM163 224H165V225H163ZM28 225V226H27ZM43 225V226H42ZM47 225V226H46ZM66 225V226H65ZM94 225V226H93ZM262 225V226H261ZM20 226H21V228H20ZM25 226V227H24ZM42 226V227H41ZM51 226V227H50ZM260 226V227H259ZM63 227V228H62ZM66 227V228H65ZM91 227V228H90ZM145 227V226H144ZM253 227V228H252ZM27 228V229H26ZM42 228V229H41ZM49 228V229H48ZM51 228V229H50ZM54 228V229H53ZM55 228H56V230H55ZM86 228H88V229H86ZM21 229V230H20ZM46 229V230H45ZM59 229V230H58ZM244 229V230H243ZM252 229V230H251ZM259 229V230H258ZM20 232H19V231ZM47 230H48V232L50 231V233H48L47 232ZM2 231V232H1ZM37 231V232H36ZM43 231V232H42ZM46 231V232H45ZM51 231L53 232V235H52V233H51ZM57 232V234H56V232ZM82 231V232H81ZM248 232V233H246V232ZM17 232V233H16ZM39 232V233H38ZM46 234H45V233ZM81 232V234H79ZM161 232H159L160 234H161ZM253 232V233H252ZM19 233V234H18ZM48 233V234H47ZM39 234V235H38ZM43 234H44V236H46V238L43 236ZM56 236H55V235ZM83 234V235H82ZM241 234H243L242 236H241V238H240V236L239 235H241ZM249 234V235H248ZM82 235V236H81ZM229 235V236H228ZM246 235V236H245ZM259 235V238H257L256 239V236H258ZM19 236V237H18ZM48 236V237H47ZM79 236V237H78ZM237 236V237H236ZM254 236H255V238H254ZM42 237V238H41ZM68 237V238H67ZM75 239H74V238ZM78 238V239H77ZM163 238V237H162ZM231 238V239H230ZM251 240H250V239ZM253 238V239H252ZM30 239V240H29ZM31 239H33V240H31ZM164 239V238H163ZM238 239H240V240H238ZM28 240V241H27ZM52 240V241H51ZM68 240H69V242H68ZM73 240H74V242H75V244H74V242H73ZM78 240V241H77ZM230 240H233V241H230ZM234 240H235V244H234ZM247 240H249V241H247ZM256 240V241H255ZM26 241V242H25ZM37 241H39V242H37ZM47 241V242H46ZM163 241V242H162ZM161 242L164 244L165 242V240H162ZM240 241V242H239ZM253 241H255V243L253 242ZM36 242V243H35ZM68 242V243H67ZM232 242H233V245H232ZM237 242V243H236ZM246 242V243H245ZM26 244V247L24 246L25 244ZM33 243V244H32ZM65 243L67 244V245H65ZM161 243V244H162ZM252 245H251V244ZM21 244H23V246L21 245ZM32 244V245H31ZM35 244V245H34ZM79 244V245H78ZM225 246H227V247H225ZM245 244V245H244ZM260 244H263V243H260ZM16 245V246H15ZM34 245V246H33ZM71 245V246H70ZM73 245V246H72ZM76 245V246H75ZM237 245H238V247H237ZM246 245H248V246H250V247H248V246H246ZM19 246H21V247H23L22 249H20V247ZM64 246V247H63ZM240 246H242V247H240ZM246 246V247H245ZM252 246H255L254 248L252 247ZM256 246L258 247V248H256ZM68 247V248H67ZM77 247H78V249H77ZM83 249H82V248ZM178 247V244L177 243H175L173 246H172V250L175 248H177ZM222 247H223V249H222ZM235 247H237V250H236V248ZM3 248V249H2ZM18 248V249H17ZM65 248V249H64ZM94 248V249H93ZM98 248H100V249H98ZM247 248H249V249H247ZM253 248V249H252ZM263 248V249H262ZM57 249V250H56ZM61 249V250H60ZM86 249V250H85ZM234 249H235V252H234ZM247 249V250H246ZM251 249V250H250ZM256 249V250H255ZM261 250V251H259V250ZM14 250V251H13ZM19 250V251H18ZM28 250V251H27ZM54 250H55V252H54ZM63 250V251H62ZM66 250V251H65ZM70 250V251H69ZM105 250H106V252H105ZM254 250V251H253ZM58 251V252H57ZM87 251V252H86ZM101 251V252H100ZM257 251V252H256ZM5 252V253H4ZM53 252V253H52ZM103 252V253H102ZM226 252V251H225ZM242 252V253H241ZM245 252V253H244ZM256 252V253H255ZM18 253H21V255L19 254L18 255ZM56 253V254H55ZM102 253V254H101ZM108 253V254H107ZM252 253V254H251ZM255 253V254H254ZM58 254H60V255H58ZM104 254L105 255H107L108 256V258H107V256L106 257H104ZM217 255H215V257L217 256H219V254L218 253H216ZM222 254V253H221ZM220 254V255H221ZM240 254V255H239ZM241 254H242V256H243V258L245 259L244 261H243V259H242V257H241ZM244 254V255H243ZM248 254V255H247ZM252 256H251V255ZM17 255V256H16ZM50 255H51V257H50ZM53 255H55V256H53ZM73 255V256H72ZM234 255V256H233ZM247 255V256H246ZM255 255V256H254ZM49 256V257H48ZM58 256V257H57ZM93 256V257H92ZM103 256V257H102ZM230 256V258H228ZM233 256V257H232ZM245 256H246V258H245ZM258 256H259V258H258ZM3 257V258H2ZM8 257V258H7ZM67 257V258H66ZM71 257V258H70ZM236 257V258H235ZM255 257V258H254ZM18 258V259H17ZM51 258V259H50ZM107 260H106V259ZM109 258H111V259H109ZM253 260H252V259ZM21 259V260H20ZM46 259V260H45ZM50 259V260H49ZM101 259V260H100ZM257 259H259V260H257ZM10 260V261H9ZM14 260V261H13ZM17 260V261H16ZM19 260V261H18ZM42 260H44V261H42ZM102 260H104V261H102ZM228 260V261H227ZM248 260V261H247ZM2 261V262H1ZM241 261V262H240ZM243 261V262H242ZM245 261H246V263H245ZM33 262V263H32ZM35 262V263H34ZM38 262H40V263H38ZM46 262V263H45ZM104 262V263H103ZM253 262V263H252ZM221 263V264H222ZM231 263V262H230Z\"/></svg>", "mask_w": 264, "mask_h": 264}]
</instances>
